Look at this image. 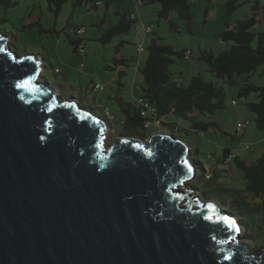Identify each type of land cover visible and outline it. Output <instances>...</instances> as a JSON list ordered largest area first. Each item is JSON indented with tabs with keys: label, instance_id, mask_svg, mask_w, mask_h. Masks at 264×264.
Returning <instances> with one entry per match:
<instances>
[{
	"label": "water",
	"instance_id": "95a60500",
	"mask_svg": "<svg viewBox=\"0 0 264 264\" xmlns=\"http://www.w3.org/2000/svg\"><path fill=\"white\" fill-rule=\"evenodd\" d=\"M41 64L0 37V264H264L228 212L179 188L197 175L184 140L106 150L105 119L36 81Z\"/></svg>",
	"mask_w": 264,
	"mask_h": 264
},
{
	"label": "rangeland",
	"instance_id": "374dc122",
	"mask_svg": "<svg viewBox=\"0 0 264 264\" xmlns=\"http://www.w3.org/2000/svg\"><path fill=\"white\" fill-rule=\"evenodd\" d=\"M74 1L69 0L64 4L57 17L48 11L46 0H17L16 6L11 9L5 10L0 7V35L7 36L5 40L8 42L10 50L19 57L34 55L40 60L42 59L41 77L51 87L57 89L56 95H60L61 100H73L86 112L100 118H104L102 109L109 108L114 120L111 122L105 120L108 130L104 133L103 141L107 150L115 139L120 137L119 133L123 129L122 121L124 119L115 99L118 94L115 91L116 84L113 82L114 72L109 69L114 64L115 47L121 40L127 39L128 42L123 43L120 47L118 56L125 59L138 58L135 48L137 43H141L143 32L132 29L129 34L118 35L110 42L102 44L99 40L101 35L115 25L116 17L112 14V10L108 11V16L105 18L106 7L104 5L95 9L90 2L76 6L73 5ZM228 1L187 0L190 16L188 22L179 17L176 11L172 12L169 19L158 17L159 6L157 4L132 7L142 23L150 25L153 30L152 34L144 36V49L140 65L148 56L147 45L152 40H157L162 45H169L174 51L183 49L192 51L190 59H175V63L170 66L175 79L187 85L193 76L200 75L205 81L223 88L224 107L216 111L211 119L199 116V120L216 122V127L209 128L203 133H195L189 129L190 124L184 119L172 115L164 119L165 121L172 120L179 127L190 130L189 135L185 134L183 130L177 132L176 135L180 134L186 139L189 148L205 170L212 169L217 159L222 155L223 148L230 149L243 159L251 160L264 151V132L256 129L253 120L255 116L245 106L246 102L255 101V98L253 95L246 99L238 97V90L243 84V80L237 78L236 84L229 86L222 79L209 73L206 65L198 59L200 51L203 50L210 49L214 53H218L229 49L232 42L222 41L219 35L226 24L233 27L236 21L249 17L252 13L250 7L255 3V0H238L235 2L238 5L237 8L228 15L225 8ZM258 1V23L252 28L255 33L264 32V0ZM119 5L117 4V6ZM119 7L122 10L123 6ZM80 25L87 28V40L84 43L86 54H74L73 46L68 42L67 36L73 35L72 29ZM53 30L57 32L54 33ZM134 66L135 61H132L126 68V76L122 78L124 88L119 96L127 102L135 100V96L130 92L131 87L132 90L133 88L136 90L142 82L139 73L134 76ZM56 70L57 73H55ZM41 77H39L41 83H46ZM248 82L263 86L264 67L258 68L257 72L248 79ZM93 83L103 85L104 90L95 94L91 90ZM232 99L237 102L236 105L231 104ZM248 120L250 123L241 132L236 133V124ZM168 131L170 129L165 126L153 129L154 133ZM148 140L149 138L144 142ZM246 145L249 146V150H245ZM219 168H225V165H220ZM230 168L229 171L222 174L224 176L222 181L228 187L242 188L244 185L242 174L237 171L233 163ZM203 175L204 172L200 168L198 176L186 182L198 190L192 189L190 185L179 188L184 192L189 190L190 194L200 199L199 202L203 204L214 202L219 207L231 208L229 197L220 198L217 196L216 188L205 187ZM233 211L239 216L238 211L234 209ZM244 218L248 220L249 225L237 223L240 227L238 243L246 244L249 253L260 254L264 248V225L261 224L260 217L246 215Z\"/></svg>",
	"mask_w": 264,
	"mask_h": 264
},
{
	"label": "trees",
	"instance_id": "16d2710c",
	"mask_svg": "<svg viewBox=\"0 0 264 264\" xmlns=\"http://www.w3.org/2000/svg\"><path fill=\"white\" fill-rule=\"evenodd\" d=\"M46 1L48 11L52 13L54 17H57L63 5L69 0ZM123 1L124 0H103L101 1V6H97V1L94 0H75L73 5L80 6L84 2H90L93 4V8L99 9L102 5L108 7L111 4ZM201 1L210 2L211 0ZM236 1L238 0H229L226 3V14L230 15L237 8L238 5L235 4ZM134 3L136 8L157 4L159 6L158 17L160 18L169 19L174 11L178 13L179 17L186 19L187 22L190 18L187 0H134ZM16 4L17 0H0V7L5 10L15 7ZM250 8L252 13L249 17L236 21L233 27L226 24L224 30L219 35L222 41L232 42L229 49L218 53H214V51L210 49L203 50L200 51L198 59L206 65L209 73L222 79L229 86L235 85L237 78L243 80V84L238 90V97L246 99L252 95L254 96L255 101L246 102L245 106L255 116L253 120L255 121L256 129L264 132V85L258 86L248 82V79L257 72L258 68L261 66L264 67V32L255 33L252 31V28L258 23L257 12L259 10V1L255 0V3ZM132 15L133 18L131 17ZM116 20L115 25L99 38L102 44L110 42L118 35L129 34L132 29L137 32L141 30L139 25L136 26V24H139V22L142 23V21L135 14V11L117 14ZM80 26L72 29L73 35L67 36L69 44L73 46L72 51L74 54L80 53V48L83 49V53L86 54L84 43L85 40H87V28L83 26L85 32L79 35L77 34V29ZM53 32L56 33L57 31L53 30ZM152 33L153 30L145 35L143 33L141 43L136 44L135 51L138 53V58L125 59L124 57L118 56L120 47L123 43L128 42L127 39L121 40L115 47L116 54L113 58L114 64L112 67H109V69L114 72L113 82L116 84L115 91L118 94L115 99L124 117L122 121L123 129L120 131L119 135L120 137L144 141L154 133V128L159 129L165 126L170 129V131L166 132L167 134L184 140L188 145L186 139L180 134L176 135V133L181 130L187 135L190 134V130L195 133H203L209 130V128L216 127V122L199 120V116L201 115L205 119H211V116L216 111L224 107L225 93L222 87L205 81L200 75L193 76L187 85L175 79V75L170 70V66L175 63V59H190L192 51L187 49L174 51L169 45H162L157 40H152L146 47L148 56L143 64L140 65L143 51L139 53L137 51V46L142 45L144 49V36L146 37V35ZM0 37L5 39L7 36L0 35ZM132 61H135L134 74L136 75L139 73L142 82L135 91H133L134 88L132 90L133 93H135V100L127 102L119 95L121 94L122 88H124L122 78L126 76V68L129 67ZM41 66L43 68V61ZM57 72L56 70L55 73ZM39 77H41V73ZM39 77L36 78V81L41 82ZM42 80L44 79L42 78ZM95 84L97 83L91 85L92 91ZM94 93L96 94L99 92L95 91ZM143 104H147L150 110L146 116L142 115V111L145 110ZM170 115L188 121L190 130L184 129L181 126L179 127V125L172 120L165 121L164 119ZM104 119L111 122L114 120V117L111 121L105 116ZM154 119L160 121L158 126L153 125L152 122ZM147 122L150 124L148 127H145ZM248 123H250L249 120ZM196 153L198 154L197 149ZM230 155L232 158L228 161ZM190 160L196 167V177L198 176L199 169L201 168L203 170L205 187L216 188L217 196L220 198L223 196L230 198L231 208L220 206L221 208H219L221 211L228 212L235 220L237 219V223L243 225H249L248 220L244 218L246 215L260 217L261 224L264 225V151L254 160L245 161L241 159L237 153L223 148L222 155L217 159L212 169L206 170L197 161V157L193 154L191 149ZM232 163L235 165L237 171L242 174V179L244 181L242 188L234 186L228 187L222 181V177H224L222 174L229 171ZM220 165H225V168H219ZM188 185H190V183H188ZM191 188L195 189L193 186ZM233 209L238 211L237 214L239 216L236 215Z\"/></svg>",
	"mask_w": 264,
	"mask_h": 264
},
{
	"label": "built area",
	"instance_id": "2783aa9c",
	"mask_svg": "<svg viewBox=\"0 0 264 264\" xmlns=\"http://www.w3.org/2000/svg\"><path fill=\"white\" fill-rule=\"evenodd\" d=\"M101 4H102L101 1H97V2H96V5H97V6H101ZM131 17L133 18V15H132ZM139 27H140V29L142 30V32L144 33V35H145V34H148V33H150V32L152 31V29H151L150 26L145 25V24H143V23H141V22L139 23ZM84 32H85V28H84L83 26H80V27L77 29V34H79V35L84 34ZM137 51H138L139 53H141V52L143 51V47H142V45H138V46H137ZM80 53H83V49H81V48H80ZM102 90H103V86H102L101 84H99V83L95 84L94 87H93V91H94V92H95V91L100 92V91H102ZM231 104H232V105H236V101L233 100V101L231 102ZM143 107L145 108V110L142 111V115H143V116H146V115H148V113H149L150 110H149V107H148L147 104H143ZM103 115H104L108 120H110V121L113 120V119H112L113 116L111 115V113H110V111H109V108L105 107V108L103 109ZM152 123H153L154 126H158V125L160 124V121H159L158 119H154V121H153ZM149 124H150V123L147 122L146 125H145V127H148ZM248 124H249L248 121H246V122H238V123L236 124V133L241 132L242 129H244L245 126L248 125ZM245 150H249V146H248V145L245 146ZM231 158H232V156L230 155V157L228 158V161H230Z\"/></svg>",
	"mask_w": 264,
	"mask_h": 264
},
{
	"label": "crops",
	"instance_id": "0c3cea01",
	"mask_svg": "<svg viewBox=\"0 0 264 264\" xmlns=\"http://www.w3.org/2000/svg\"><path fill=\"white\" fill-rule=\"evenodd\" d=\"M94 1H103V0H94ZM128 0H124L123 2H118V3H114V4H111L110 6H108V7H106V11H105V14H104V16H105V18L108 16V11L111 9L112 10V14H114V16L116 17V15L117 14H121V13H125V12H129V11H134L133 9H132V7L134 8L135 7V3H134V0H129L130 2H127ZM117 4H120V5H122L123 7H122V10H121V8L119 7V6H117ZM116 19H115V23H116ZM96 25V24H95ZM135 75V74H134ZM133 91H135V88H134V90ZM133 91H132V87H131V94H133V95H135V93H133ZM263 141H264V139H263ZM228 150H230V149H228ZM231 151V150H230ZM239 157H240V155H238ZM241 159H243L242 157H240ZM245 161H250L251 159H244Z\"/></svg>",
	"mask_w": 264,
	"mask_h": 264
},
{
	"label": "snow or ice",
	"instance_id": "6c2138e0",
	"mask_svg": "<svg viewBox=\"0 0 264 264\" xmlns=\"http://www.w3.org/2000/svg\"><path fill=\"white\" fill-rule=\"evenodd\" d=\"M28 83V81H25V84H27ZM18 87H20V86H23V85H17ZM49 124H50V122H49ZM189 170H191V169H189ZM209 207L211 208L212 206L211 205H209ZM207 219H211V217H206ZM231 227H233V228H235V224H234V222H232V221H229V220H227V218L225 217V218H223Z\"/></svg>",
	"mask_w": 264,
	"mask_h": 264
}]
</instances>
